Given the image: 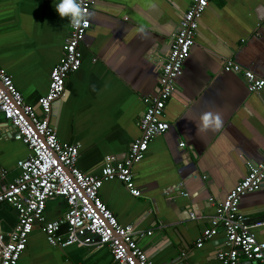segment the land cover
Instances as JSON below:
<instances>
[{
	"label": "crops",
	"instance_id": "crops-1",
	"mask_svg": "<svg viewBox=\"0 0 264 264\" xmlns=\"http://www.w3.org/2000/svg\"><path fill=\"white\" fill-rule=\"evenodd\" d=\"M190 0H92L90 29L79 44L80 68L67 76L62 96L51 106L50 125L61 142L79 145L76 166L98 174L105 158L122 160L140 134L144 97L158 91L160 61L167 54ZM59 0H0V65L26 104L39 114L38 98L47 91L50 70L61 59L68 18L55 11ZM231 61L264 77V0H209L198 22L176 92L168 99V130L148 145L132 166L139 197L117 181L104 182L99 197L121 225L149 236L137 245L152 264H219L222 230L196 247L211 227L215 208L247 174L248 164L264 158V88L247 90L240 74L224 72ZM221 111L223 126L203 138L193 123L207 111ZM184 144L180 148L178 145ZM29 151L10 138L0 114V170L10 182L17 161ZM60 199L46 203L44 216L63 214ZM239 211L250 222H264V183L244 195ZM16 212L0 205V231L10 232ZM264 242V225L253 229ZM17 264H113L108 249L55 248L34 227ZM239 264H249L240 259Z\"/></svg>",
	"mask_w": 264,
	"mask_h": 264
},
{
	"label": "built area",
	"instance_id": "built-area-1",
	"mask_svg": "<svg viewBox=\"0 0 264 264\" xmlns=\"http://www.w3.org/2000/svg\"><path fill=\"white\" fill-rule=\"evenodd\" d=\"M80 2L87 17L92 0ZM208 2L189 1L175 35L168 42V52L160 61L158 91L142 99L145 109L138 120L139 136L130 143L122 160L112 163L106 157L98 174L83 173L77 168L79 145L61 142L50 125L52 103L62 96L67 76L80 68L79 44L90 29L88 17L78 28L69 25L61 59L50 70L46 93L38 98L39 114L25 103L11 76L0 65V114L10 128V138L22 142L29 151L27 157L16 162L18 175L10 182H2L7 171L0 170V205H8L16 212L12 230L0 231V264H17L35 226L51 247L105 246L113 264H152L136 242L137 237L149 236L151 231L144 233L131 224H119L100 199L99 190L104 182L117 180L131 196H140L133 184L132 166L143 159L151 140L169 128L164 119L165 105L176 92V79L194 46L198 22ZM223 71L240 74L251 93L264 88V77L231 61L224 63ZM178 146L182 148L184 144ZM247 166L246 176L216 206L211 227L202 231L196 243V247H201L222 230L224 244L216 253L219 264H239L240 259L249 264H264V242L257 241L253 233L264 222H250L239 211L240 199L256 192L264 183V158ZM54 199L63 202L64 211L58 218L47 220L46 203Z\"/></svg>",
	"mask_w": 264,
	"mask_h": 264
},
{
	"label": "clouds",
	"instance_id": "clouds-1",
	"mask_svg": "<svg viewBox=\"0 0 264 264\" xmlns=\"http://www.w3.org/2000/svg\"><path fill=\"white\" fill-rule=\"evenodd\" d=\"M55 11L60 18L67 17L74 28L87 22L80 0H59L55 5ZM186 119L193 123L195 135L198 138H203L207 133L214 132L223 126V115L219 110L207 111L198 119H193L191 116H187Z\"/></svg>",
	"mask_w": 264,
	"mask_h": 264
}]
</instances>
